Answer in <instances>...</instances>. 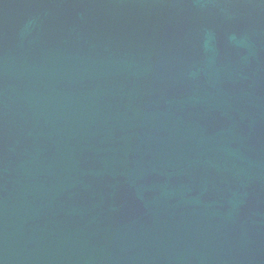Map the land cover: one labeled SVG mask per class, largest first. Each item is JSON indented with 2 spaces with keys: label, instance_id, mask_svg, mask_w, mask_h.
Listing matches in <instances>:
<instances>
[{
  "label": "water",
  "instance_id": "1",
  "mask_svg": "<svg viewBox=\"0 0 264 264\" xmlns=\"http://www.w3.org/2000/svg\"><path fill=\"white\" fill-rule=\"evenodd\" d=\"M0 264H264V0H0Z\"/></svg>",
  "mask_w": 264,
  "mask_h": 264
}]
</instances>
